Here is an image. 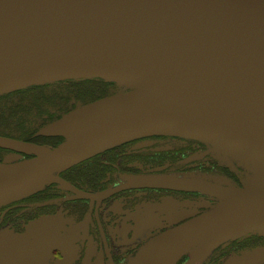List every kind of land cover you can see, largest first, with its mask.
<instances>
[{
    "label": "water",
    "instance_id": "water-1",
    "mask_svg": "<svg viewBox=\"0 0 264 264\" xmlns=\"http://www.w3.org/2000/svg\"><path fill=\"white\" fill-rule=\"evenodd\" d=\"M86 78L132 89L79 104L46 125L39 134L65 138L56 147L0 135V147L33 155L0 163V205L51 182L97 200L137 186L195 190L220 200L157 237L132 264H154L170 251L179 259L226 230L232 232L223 240L264 230L263 183L132 175L123 186L91 195L59 175L130 139L172 134L249 160L255 183L264 177V0H0V95ZM178 82L215 91L228 105L186 102Z\"/></svg>",
    "mask_w": 264,
    "mask_h": 264
},
{
    "label": "flooded vegetation",
    "instance_id": "flooded-vegetation-1",
    "mask_svg": "<svg viewBox=\"0 0 264 264\" xmlns=\"http://www.w3.org/2000/svg\"><path fill=\"white\" fill-rule=\"evenodd\" d=\"M66 87L52 82L1 94L0 135L50 147L59 145L63 137L42 135L38 130L65 113V105L38 100L43 106L39 110L35 99L39 93L42 97L53 96L56 89ZM211 147L177 135H145L101 151L59 175L77 190L98 195L127 184L132 175H178L198 168L212 169L219 163L212 157ZM18 154L21 159L33 156L0 147V163ZM219 167L222 173L239 181L228 167ZM170 200L185 205L173 214L161 212ZM203 201L214 202L200 191L145 186L122 188L97 200L79 195L69 185L51 182L0 206V264H130L157 237L208 210L203 206L195 208ZM186 210L192 211V216L180 218ZM155 221L165 224L153 227ZM262 246L264 235L249 233L225 241L210 253H186L176 264H226ZM253 260L259 264L258 252Z\"/></svg>",
    "mask_w": 264,
    "mask_h": 264
},
{
    "label": "rangeland",
    "instance_id": "rangeland-1",
    "mask_svg": "<svg viewBox=\"0 0 264 264\" xmlns=\"http://www.w3.org/2000/svg\"><path fill=\"white\" fill-rule=\"evenodd\" d=\"M47 83L49 84V83H52V82H47ZM47 83H44V84H47ZM114 83H115L116 86L115 87L114 86L110 87V90L112 91V93H119V92H124V91L132 89L131 86H129V85L125 84V83H121V82H114ZM40 85H42V84H40ZM41 90H43V88L38 90V91L40 92ZM7 93H9V92H7ZM98 95H100V93H98ZM53 121L46 122L45 124L41 125L39 127L38 132L41 129H43L46 125H48L49 123H51ZM24 126H25V124H24ZM167 135H172V134H167ZM2 136H5V135H2ZM8 137H10V136H8ZM61 137H63V136H61ZM140 137H142V136H140ZM63 141H65L64 137H63ZM205 143H207V142H205ZM207 144H209V143H207ZM209 145L212 146L211 144H209ZM52 147H56V146H52ZM212 157L219 163V166L228 167V169H229V171L231 173H236L238 175V177H239V181L235 180L234 178L228 176L225 173H222L220 171V167L219 166H216V167L213 166L214 168L207 169V170L198 168L195 171H190L188 173H181V174H178V175H186V176H195V177H199V178H207V179H210L212 181L221 182V183H223L225 185H229L230 184V185H234V186H238V187H245V186L249 187V185L252 186V185H256V184H262V183L264 184V177L260 178L259 181L255 183V178H254V175H253V172H252V168L253 167L251 166V163H250L249 160H247L245 158L243 159V158H241L239 156H235L234 157V156H232L230 154H227V153H224V152H218V151H215L212 154ZM47 184H49V183H46L45 185H47ZM29 194H31V193H29ZM29 194H27V195H29ZM27 195H25V196H27ZM211 197L213 198V201H214L213 203L206 202V201L198 202V203H196L195 208H197V206H203V207H207L209 209V208H212L213 205L217 204L220 201L218 198H215L213 196H211ZM20 198H22V197H20ZM6 203H8V202H6ZM6 203H3V204H6ZM3 204H1V205H3ZM183 205H185V203L178 202V201L175 202V201H172V200L166 201L161 212H165V210H168L169 214H173L174 211L180 210V208ZM166 218H164V219H166ZM167 219L168 220H172L170 218H167ZM159 222L155 221L153 227L156 226L157 228H160L161 226H163L165 224V223L158 224ZM156 224H158V225H156ZM230 232H232V231L226 230V231H224L222 233H218V234H214V235L208 236L202 242H200L196 246L192 247L186 253H197L198 255H203L205 253H210L217 246H219L220 244H223L225 241H227L229 239H233V238H236V237H239V236L247 235L249 233H258V234L264 235V230H259V229L256 230L255 229V230H251L249 232H246L244 234H240V235H237V236H234V237H230L228 239L223 240ZM21 243H22V241H21ZM6 245H7V243H6ZM35 252H36V255H33L34 259H36L38 257V252L37 251H35ZM142 252H143V249L141 251H139L132 260L133 261L137 260L140 257ZM256 252H258V256L260 257L259 264H264V246H262L260 248L258 247V248H256L255 250H252V251L247 250L242 255H238L237 257H234L231 261H228L227 263L228 264H254L255 260H253V256H255ZM179 259L177 260V262L179 261ZM133 261L130 264H132Z\"/></svg>",
    "mask_w": 264,
    "mask_h": 264
},
{
    "label": "trees",
    "instance_id": "trees-1",
    "mask_svg": "<svg viewBox=\"0 0 264 264\" xmlns=\"http://www.w3.org/2000/svg\"><path fill=\"white\" fill-rule=\"evenodd\" d=\"M53 83L59 85H66L67 87L62 90L56 89L53 92V96L42 97V93H39L40 97L38 99H35V105L41 106V103H39L38 100L41 101L43 104L51 103L52 105H65V113L75 109L76 107H78L79 104L90 103L110 95L112 93L110 87L116 86L114 82L105 81L102 78L69 79ZM98 93H100V95H98ZM39 106V110H43V106ZM65 113L57 115L52 119H58Z\"/></svg>",
    "mask_w": 264,
    "mask_h": 264
},
{
    "label": "bare ground",
    "instance_id": "bare-ground-1",
    "mask_svg": "<svg viewBox=\"0 0 264 264\" xmlns=\"http://www.w3.org/2000/svg\"><path fill=\"white\" fill-rule=\"evenodd\" d=\"M15 85H10L5 88H12ZM177 92L182 99L191 104H211L212 108L223 109L226 108L228 102L224 101L217 92L202 88L199 85L176 83ZM179 256H176L174 251H170L165 255L159 257L154 264H176Z\"/></svg>",
    "mask_w": 264,
    "mask_h": 264
}]
</instances>
